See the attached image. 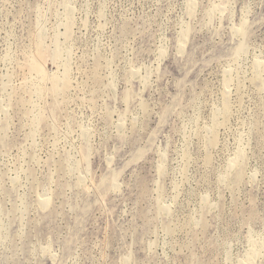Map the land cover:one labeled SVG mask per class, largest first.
I'll use <instances>...</instances> for the list:
<instances>
[{"label":"rangeland","instance_id":"obj_1","mask_svg":"<svg viewBox=\"0 0 264 264\" xmlns=\"http://www.w3.org/2000/svg\"><path fill=\"white\" fill-rule=\"evenodd\" d=\"M252 245L264 264V0H0V264Z\"/></svg>","mask_w":264,"mask_h":264},{"label":"bare ground","instance_id":"obj_2","mask_svg":"<svg viewBox=\"0 0 264 264\" xmlns=\"http://www.w3.org/2000/svg\"><path fill=\"white\" fill-rule=\"evenodd\" d=\"M197 8V7H196ZM41 74H42V72H41ZM262 80V79H261ZM227 120V119H226ZM188 131V130H187ZM242 160V159H241ZM239 162V161H238ZM240 163L241 162H239V163H237L236 165L237 166H235L236 167V170L238 169V166L240 165ZM241 167V166H240ZM88 182V181H87ZM93 188V187H92ZM258 247L256 246V245H252V251L250 252V254H249V257H248V259H247V263L246 264H251L253 261H254V256H255V253H256V249H257ZM258 251V250H257ZM255 252V253H254ZM257 256V255H256ZM256 259V258H255Z\"/></svg>","mask_w":264,"mask_h":264}]
</instances>
